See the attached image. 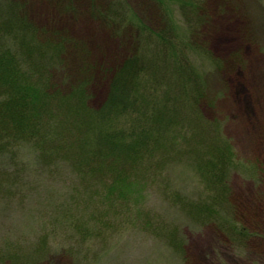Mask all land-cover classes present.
I'll return each mask as SVG.
<instances>
[{
    "label": "rangeland",
    "instance_id": "obj_1",
    "mask_svg": "<svg viewBox=\"0 0 264 264\" xmlns=\"http://www.w3.org/2000/svg\"><path fill=\"white\" fill-rule=\"evenodd\" d=\"M25 1L39 31L69 40L70 70L81 62L95 68L91 106L104 102L114 66L141 55L146 66L135 79L136 106L175 107L164 133L175 143L172 150L155 148L137 173L143 178L116 202L107 198L109 176L79 173L73 157L44 156L48 149L23 140L0 152V264L45 258L43 264H264V0H200L195 9L183 0H102L125 12L112 27L88 12L86 0ZM7 2L0 0V26ZM200 17L196 34L191 22ZM17 29L0 35V47L16 46L23 34L25 69L56 63L55 51L38 46L46 32ZM189 33L196 50L183 60L178 44ZM182 64L204 81L198 102L178 85ZM198 127L208 141L220 137L228 145V207L212 200L197 168L207 159ZM212 211L222 214L205 222Z\"/></svg>",
    "mask_w": 264,
    "mask_h": 264
},
{
    "label": "trees",
    "instance_id": "obj_2",
    "mask_svg": "<svg viewBox=\"0 0 264 264\" xmlns=\"http://www.w3.org/2000/svg\"><path fill=\"white\" fill-rule=\"evenodd\" d=\"M86 2L89 4L88 12L98 17L104 25L112 27L117 23L119 26L123 21L121 15L125 12L120 9V4L110 7V4L101 6L102 0ZM198 2L200 0H183V5L195 9ZM27 5L25 0L7 2V14L0 26V35H12L15 27H18L19 33L46 32L50 37L38 46L42 52L47 49L55 51L57 64L52 65L50 62L51 67L41 68L42 64L39 63L38 69L31 66L25 69L22 65V62L25 63L23 42H20L23 34L16 46L9 44L6 48L0 47V152L11 151L8 148H13L16 142L23 140L40 147L44 153L48 149L49 153H41L44 156L73 157L74 167L79 173L93 178L109 176L107 198L114 202L122 201L130 193L128 190H133L134 182H140L143 178L137 177V173L151 157L152 151L155 148H174L175 140L164 133L171 129L169 117L172 111L175 114L176 108L173 107L171 111L169 107H162L154 111L148 107L136 106L135 79L146 66L144 58L139 54L128 56L114 66L107 77L108 90L104 102L99 107L91 106L89 86L95 68L90 62H81L75 71L70 70L71 61L64 50L69 40L63 34H54L44 28L39 31L26 16ZM71 10L67 7L66 12L73 13ZM202 22V17L191 22L193 29L195 28L194 33L197 34ZM129 23L138 27V23L130 19ZM137 35L138 33L133 34L135 37ZM191 38L189 33L178 44V55L183 60L188 52L196 50ZM158 39L163 44L169 41L165 34ZM31 48L33 52L38 51V47ZM43 55L45 54L38 53L36 56L42 58ZM181 66L185 72V80L178 82V85L186 87L194 102L202 100L207 91L201 76H197L199 72L189 67L190 65ZM100 73L105 75L104 72ZM217 132L219 133L218 130ZM195 134L200 135L198 145L207 152L203 153V157L207 159L197 168L212 186L207 188L209 194H212V200L217 205L225 202L228 207L230 189L227 184L231 167L228 145L220 137L214 142L208 141L200 127ZM166 153L171 155V151ZM219 214L222 212L212 211L203 220L207 222L211 216L215 215L213 218H217ZM231 222L236 226L234 220ZM238 227L241 230L238 234H245L244 228L240 225ZM46 259L32 264H43Z\"/></svg>",
    "mask_w": 264,
    "mask_h": 264
}]
</instances>
